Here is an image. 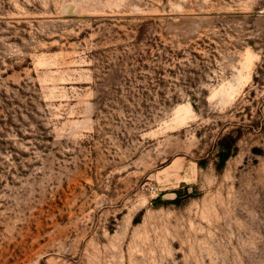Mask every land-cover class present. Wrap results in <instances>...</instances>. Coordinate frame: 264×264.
Listing matches in <instances>:
<instances>
[{"label": "rangeland", "instance_id": "obj_1", "mask_svg": "<svg viewBox=\"0 0 264 264\" xmlns=\"http://www.w3.org/2000/svg\"><path fill=\"white\" fill-rule=\"evenodd\" d=\"M0 264H264V0H0Z\"/></svg>", "mask_w": 264, "mask_h": 264}, {"label": "trees", "instance_id": "obj_2", "mask_svg": "<svg viewBox=\"0 0 264 264\" xmlns=\"http://www.w3.org/2000/svg\"><path fill=\"white\" fill-rule=\"evenodd\" d=\"M229 156H230L229 153H223V155H222V164L226 163V161L228 160Z\"/></svg>", "mask_w": 264, "mask_h": 264}]
</instances>
